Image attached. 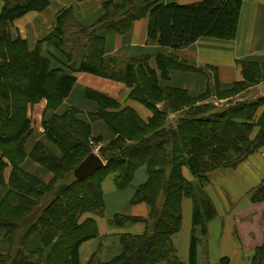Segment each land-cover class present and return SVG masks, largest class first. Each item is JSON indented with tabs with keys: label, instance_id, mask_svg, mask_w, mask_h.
Here are the masks:
<instances>
[{
	"label": "trees",
	"instance_id": "1",
	"mask_svg": "<svg viewBox=\"0 0 264 264\" xmlns=\"http://www.w3.org/2000/svg\"><path fill=\"white\" fill-rule=\"evenodd\" d=\"M1 1L0 229L5 230L3 238L13 253L0 254V264H183L171 242V236L180 228L181 200H192L193 224L205 230L217 215L206 191L210 174L233 168L264 145V95L214 111L209 103L197 104L201 97L159 83L169 78V70L195 69L193 66L160 52L137 58L104 57L100 32L112 29L123 34L132 20L148 10V40L158 45L179 49L203 36L232 39L241 0L189 4L105 1L104 13L87 27L75 19L72 6L63 8L44 39L65 57L60 66L51 65L40 43L30 49L24 39L12 37L9 31L16 18L31 10H43L49 0ZM241 69L242 80L224 91L212 77L204 97L212 91L219 97L236 95L264 78V65L247 61L241 63ZM76 71L123 82L130 88L128 97L144 104L152 115L143 122L132 108H119L115 99L86 89V96L97 104L95 111L85 113L68 107L41 122L44 136L61 151V156L53 154L41 140L27 153L33 134L27 115L29 106L45 98L46 109H56L70 92ZM162 101L164 107L158 108L156 104ZM172 111L180 112L173 122L167 119ZM80 114L86 115L89 122L80 119ZM95 120L103 121L114 137L99 149L105 165L77 180L73 169L91 152L90 122ZM26 157L51 172L52 178L45 183L25 171L22 162ZM142 165L147 178L136 187L130 201L146 202L150 207L148 217L116 214L108 222L122 226L128 221H144L148 228L141 234H120L121 250L109 261L81 263L78 246L96 235V227L91 218L79 219L87 212L104 214L102 180L112 173L115 187L124 189ZM183 166L193 179L182 174ZM6 169H10L7 177ZM251 200L264 205V180L252 191ZM32 232L39 233L41 247L29 251L25 242ZM195 241L192 236L188 264H195ZM46 247L50 250L44 260ZM227 262L223 257L217 264ZM249 264H264V240Z\"/></svg>",
	"mask_w": 264,
	"mask_h": 264
},
{
	"label": "crops",
	"instance_id": "2",
	"mask_svg": "<svg viewBox=\"0 0 264 264\" xmlns=\"http://www.w3.org/2000/svg\"><path fill=\"white\" fill-rule=\"evenodd\" d=\"M105 1L122 2V0H49L48 5L43 10H31L16 18L10 25L9 31L12 37L20 36L24 39L30 49L40 43L42 51L50 58L51 65L60 66L65 57L44 40L53 30L57 13L63 8L72 6L75 19L87 27L94 24L104 13L103 3ZM159 1L189 4L200 0ZM2 5L1 1L0 11ZM149 21L147 10L140 18L132 20L128 30L123 34L112 29L101 31L100 33L104 37L103 56L137 58L160 52L175 57L182 64L193 66L195 69H171L169 70V78L160 79L159 83L162 86L183 89L191 97H201L198 98L197 104L209 103L215 108L219 103L230 100L231 97H219L214 91L204 97L212 77L217 78L219 90L224 91L231 87L234 82L242 80V62L253 61L259 67L264 65V0H241L234 38L222 39L203 36L189 46L179 49L158 45L155 40L149 41ZM76 73L78 74L76 75ZM87 73L83 71L73 73L75 76L74 84L56 109H46L45 98L29 106L27 115L31 120L33 134L27 144V153L36 141L41 140L53 154L61 156V151L44 136L41 122L54 113L61 114L68 107H75L85 113L95 111L97 104L86 96L84 93L86 89L106 94L118 102L119 108L130 107L143 122L148 121L152 115L150 109L141 102L129 98L130 88L123 82ZM240 94L252 98L263 96L264 78L257 84L236 94V96ZM163 102L157 103L156 106L163 108ZM179 113V111L168 112L167 119L173 122L180 115ZM79 118L89 122L88 117L84 114H80ZM97 137H101V139L96 141L95 138ZM113 137L114 134L103 121L90 122L89 140H94L101 147L105 146ZM22 167L45 183L53 176L51 172L29 157L24 159ZM183 167L182 174L184 175ZM227 170L229 169L212 172L214 175L210 176V181L206 185V191L215 206L217 215L206 224L205 230H202L199 225L193 224L192 200L191 208L183 198L181 200L180 228L171 236V242L176 256L183 264L189 262L192 236L196 240L194 245L195 264H217L223 257H227V264H249L254 251L263 243L264 205L262 202L252 201L251 194L264 180V145L238 162L236 166L230 169L232 171L227 172ZM9 171L10 169L5 170V177L8 176ZM229 174L232 176V197L227 192L225 208L222 213L213 199L210 188L213 187L217 192V180H223L224 176L227 179ZM107 175L101 182L105 202L104 214L102 216L92 213L85 216L82 214L79 219V221H83L85 218H91L96 227V235L84 240L78 246V259L81 263H87L90 260L94 263L109 261L121 250L120 234H141L148 228L144 221H128L122 226H111L108 222L116 214L129 217H148L150 207L146 202L132 203L130 201L136 187L147 178L145 166L142 165L135 171L130 183L124 189L115 187L112 174L109 183L112 191H110L109 198H107L104 189ZM223 187L222 184L221 188ZM217 195L223 203L220 195ZM187 209L191 210L190 223L185 217ZM4 233L5 230L0 229V254L13 251L9 243L3 238ZM39 247H41L40 235L38 232H32L26 239L25 248L32 251ZM49 250V247L44 249V260Z\"/></svg>",
	"mask_w": 264,
	"mask_h": 264
},
{
	"label": "rangeland",
	"instance_id": "3",
	"mask_svg": "<svg viewBox=\"0 0 264 264\" xmlns=\"http://www.w3.org/2000/svg\"><path fill=\"white\" fill-rule=\"evenodd\" d=\"M1 2V1H0ZM151 65L153 67H155V64L154 62L151 63ZM80 73V72H78ZM76 73V75L78 74ZM89 74V73H87ZM83 82V81H81ZM85 93V92H84ZM241 95V96H240ZM239 96H236V95H231V96H226V97H231L230 100H227V101H223L221 103H219V105L215 106V108L213 109L214 111H223V110H226V109H229V107H232L238 103H241V102H244V101H249L251 99H254L250 96H243L242 94H240ZM224 98V97H223ZM120 106V105H119ZM208 113V112H207ZM256 129H254V132L255 133ZM99 153V152H98ZM100 155V154H99ZM103 159V158H102ZM104 160V159H103ZM105 161V160H104ZM229 170H227V172H230L232 170V168H228ZM183 172H184V175L188 178V179H193V176L192 174L190 173V171L188 170L187 167H183ZM226 173V172H225ZM214 174H210V176H212ZM111 178H112V174H109L107 175L106 179H105V182H104V189L106 191V196L107 198H109L110 196V191H112V188L109 187V183L111 181ZM225 176L223 177V180L221 179H218L217 180V192L215 191V189L213 187L210 188V191H211V194L213 195V199L215 201V203L218 205L220 211L223 213V210H224V203L227 199V192L230 194V197H232V176L231 174H229V176L227 177V179L225 178ZM223 182V183H222ZM223 184V188H221V185ZM219 194L220 197L222 198L223 200V203L220 201V198L219 196L217 195ZM51 197L49 196L48 199H50ZM183 200H185V203H187V205H189V208H191V199L189 197H184ZM232 206V205H231ZM187 213V215H185L188 223L191 222V210L190 209H187L185 211ZM85 215H91L89 213H84L83 216ZM188 225V224H187ZM126 230V229H124ZM13 253V251H12ZM162 264H165V263H162Z\"/></svg>",
	"mask_w": 264,
	"mask_h": 264
},
{
	"label": "water",
	"instance_id": "4",
	"mask_svg": "<svg viewBox=\"0 0 264 264\" xmlns=\"http://www.w3.org/2000/svg\"><path fill=\"white\" fill-rule=\"evenodd\" d=\"M106 162L96 153L90 152L74 169L73 176L77 180L93 174L105 165Z\"/></svg>",
	"mask_w": 264,
	"mask_h": 264
},
{
	"label": "built area",
	"instance_id": "5",
	"mask_svg": "<svg viewBox=\"0 0 264 264\" xmlns=\"http://www.w3.org/2000/svg\"><path fill=\"white\" fill-rule=\"evenodd\" d=\"M89 144L91 147V151L98 154L99 149H100V145L92 139L89 140Z\"/></svg>",
	"mask_w": 264,
	"mask_h": 264
}]
</instances>
